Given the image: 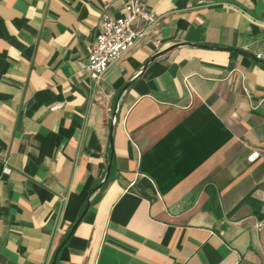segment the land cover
Instances as JSON below:
<instances>
[{
	"label": "crops",
	"instance_id": "0c3cea01",
	"mask_svg": "<svg viewBox=\"0 0 264 264\" xmlns=\"http://www.w3.org/2000/svg\"><path fill=\"white\" fill-rule=\"evenodd\" d=\"M123 4L0 0V264H51L86 185L56 264H264V0H148L95 84Z\"/></svg>",
	"mask_w": 264,
	"mask_h": 264
},
{
	"label": "built area",
	"instance_id": "2783aa9c",
	"mask_svg": "<svg viewBox=\"0 0 264 264\" xmlns=\"http://www.w3.org/2000/svg\"><path fill=\"white\" fill-rule=\"evenodd\" d=\"M148 0H124L120 17L114 18L103 14L100 30L96 36L89 58L82 68L87 71L90 79L98 84L110 66L119 60L159 21L160 17L149 9ZM261 54H258L260 57ZM60 105H56L57 108ZM260 156L257 150L248 156L249 162ZM8 171V168L5 169Z\"/></svg>",
	"mask_w": 264,
	"mask_h": 264
},
{
	"label": "water",
	"instance_id": "95a60500",
	"mask_svg": "<svg viewBox=\"0 0 264 264\" xmlns=\"http://www.w3.org/2000/svg\"><path fill=\"white\" fill-rule=\"evenodd\" d=\"M180 44H175L173 45L172 47L164 50L161 52V54L165 53L166 51H168L169 49L171 48H174V47H177L179 46ZM234 50H237L239 52H244L243 50H240V49H234ZM131 83H127V85L125 86V89L130 85ZM114 114L116 115V110L114 112ZM110 145L113 146V138L112 136L110 137ZM111 166H112V161L109 162L108 166H107V170H106V174L104 176V179L101 181V183L98 185V188L102 187L105 182L108 180L109 178V175H110V171H111ZM90 198H91V195L88 197L85 205H84V208L82 210V213L81 215L79 216V218L76 220V222L74 223V225L72 226L71 230L69 231V233L67 234V236L64 238V240L62 241V243L60 244V246L58 247L53 259H52V262L51 264H56L57 262V258H58V254L59 252L62 250V248L64 247V245L69 241L71 235L74 233L76 227L78 226V224L80 223V221L82 220V218L84 217V215L87 213L88 209H89V206H90Z\"/></svg>",
	"mask_w": 264,
	"mask_h": 264
},
{
	"label": "trees",
	"instance_id": "16d2710c",
	"mask_svg": "<svg viewBox=\"0 0 264 264\" xmlns=\"http://www.w3.org/2000/svg\"><path fill=\"white\" fill-rule=\"evenodd\" d=\"M91 189H89L88 185H86L85 189L82 191V193L80 194V198L82 201V204L88 199L90 193H91ZM68 212V210L66 211ZM66 248V245L63 247V250Z\"/></svg>",
	"mask_w": 264,
	"mask_h": 264
}]
</instances>
